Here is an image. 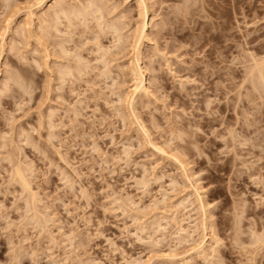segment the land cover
Listing matches in <instances>:
<instances>
[{"label": "rangeland", "instance_id": "1", "mask_svg": "<svg viewBox=\"0 0 264 264\" xmlns=\"http://www.w3.org/2000/svg\"><path fill=\"white\" fill-rule=\"evenodd\" d=\"M100 1L68 24L53 0H0V264H264V97L246 75L264 0H145L148 94L130 104L141 7Z\"/></svg>", "mask_w": 264, "mask_h": 264}, {"label": "bare ground", "instance_id": "2", "mask_svg": "<svg viewBox=\"0 0 264 264\" xmlns=\"http://www.w3.org/2000/svg\"><path fill=\"white\" fill-rule=\"evenodd\" d=\"M86 1H87L86 3L83 2V4L80 6H77L76 3L75 4L70 3L71 4L70 6H68L69 4L66 6V5H64V3H62V1L59 2V0H53V2L50 4V7L54 8L53 9L54 10L53 11V20L56 21L55 23H59L60 19L64 18L68 22V24H70L74 18H81V19L83 18L84 19L83 21H85V19L87 20V18H88L87 16L92 14V12H93V14H92L93 18H95L97 20L99 18L103 17L102 4H101L100 0H86ZM44 2H45V0H36V3H35L36 9L42 7ZM138 2L140 5L139 7H141L140 13H139L140 18L136 22V25H135L134 29L132 30V33L130 34V40H129V46L131 47L132 55H131V60H130L128 69L131 73V79L133 81V83H132L133 88H132L131 93L134 96L132 98L129 96L131 98L130 100L125 99V101L127 100L128 103L133 102L135 99V96L137 94L138 95L148 94V89H147V86L145 84V70H146V68L141 65L142 45L144 43V39H146L148 37V33H147V29H146V26H147L146 18H147V13H148V11H147L148 6L145 5V0H138ZM97 12H98V15H94ZM31 13L35 14L34 10L31 11ZM105 25L106 26H103L102 28H105V27L107 29L109 28L108 30L111 31L113 38H115L117 41H120V39L122 37V34L120 32L121 28L114 23H112V24L111 23L110 24L105 23ZM7 27H8V25H7ZM114 33H115V35H114ZM118 45L119 44H117V46ZM104 54H106V51H104ZM113 56H111L112 58L111 57L108 58V56H107V58L104 60V62H105L104 66L108 65L111 59L116 58L115 56L114 57ZM76 61H77L76 62L77 64L75 66H73V67L65 66L64 68H62L61 74H60V77L62 79H64L68 75L77 77L78 75H81L84 72V70L86 68V63H82L81 62L82 60L78 56H77ZM247 69H246V71L248 73V74H246V75H248L247 78L251 81V84L253 83L254 86L256 85V87L254 89L257 88V90H258V87H259V92H260V90H262L259 97H262V96L264 97V58H262L261 60L254 59L253 64L252 65L250 64V67ZM107 71H108V69L104 71V74ZM16 75H14V76L16 77V80L17 79L20 80V82H18V80H17V82L20 84L23 80L21 78H17L18 75L17 76ZM11 76H10L11 78L14 77L13 75H11ZM21 84H23V83H21ZM237 95H239V93ZM125 98H128V97H125ZM130 110H131V108H130ZM206 125L210 126V127L212 126L209 119H206ZM225 130H226V132L224 130H216V131L214 130L213 132H215V133H213V134H214V136L222 134V137H224V136L227 137V134H229L228 135L229 138L224 137V140L226 139V143L231 145V142L233 143L232 139L234 137L233 129L230 127H226ZM182 148H185V147L182 146ZM16 166H17V164L14 167H16ZM14 167H13V169H14ZM14 171H15V177H17V179L21 182L22 186L25 189H27L30 185L28 184V182L25 178L24 169L23 168L20 169L17 166V168ZM13 178H14V176H13ZM28 190H29V188H28ZM29 203H31V201Z\"/></svg>", "mask_w": 264, "mask_h": 264}]
</instances>
